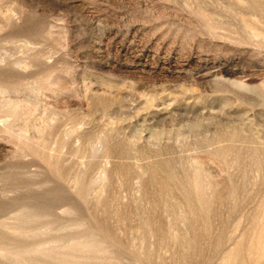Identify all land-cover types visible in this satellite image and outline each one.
Masks as SVG:
<instances>
[{"label": "rangeland", "instance_id": "1", "mask_svg": "<svg viewBox=\"0 0 264 264\" xmlns=\"http://www.w3.org/2000/svg\"><path fill=\"white\" fill-rule=\"evenodd\" d=\"M0 264H264V0H0Z\"/></svg>", "mask_w": 264, "mask_h": 264}]
</instances>
